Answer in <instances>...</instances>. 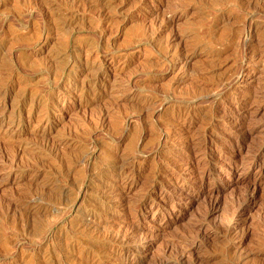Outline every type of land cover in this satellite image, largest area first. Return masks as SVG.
I'll list each match as a JSON object with an SVG mask.
<instances>
[{"label": "rangeland", "instance_id": "rangeland-1", "mask_svg": "<svg viewBox=\"0 0 264 264\" xmlns=\"http://www.w3.org/2000/svg\"><path fill=\"white\" fill-rule=\"evenodd\" d=\"M0 264H264V0H0Z\"/></svg>", "mask_w": 264, "mask_h": 264}]
</instances>
